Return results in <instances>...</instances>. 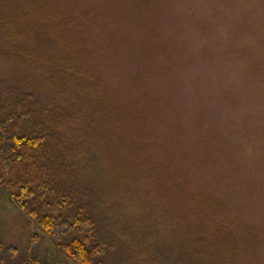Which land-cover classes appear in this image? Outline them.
Listing matches in <instances>:
<instances>
[{
	"label": "rangeland",
	"instance_id": "obj_1",
	"mask_svg": "<svg viewBox=\"0 0 264 264\" xmlns=\"http://www.w3.org/2000/svg\"><path fill=\"white\" fill-rule=\"evenodd\" d=\"M67 11L106 32L93 76L120 118L76 200L102 260L187 264L178 252L193 243L203 263L190 264H264V0H76ZM0 241L5 264H71L1 186Z\"/></svg>",
	"mask_w": 264,
	"mask_h": 264
},
{
	"label": "trees",
	"instance_id": "obj_2",
	"mask_svg": "<svg viewBox=\"0 0 264 264\" xmlns=\"http://www.w3.org/2000/svg\"><path fill=\"white\" fill-rule=\"evenodd\" d=\"M75 2L0 0V186L71 264H108L95 218L76 200L120 118L93 76L106 32L78 26L82 15L67 11ZM181 246L179 260L203 263L193 243ZM6 250L0 241V264Z\"/></svg>",
	"mask_w": 264,
	"mask_h": 264
}]
</instances>
